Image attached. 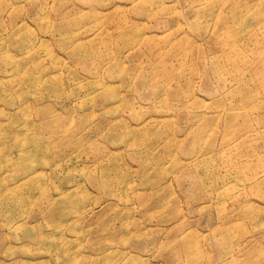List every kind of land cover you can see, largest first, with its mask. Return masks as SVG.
<instances>
[{
    "label": "rangeland",
    "instance_id": "rangeland-1",
    "mask_svg": "<svg viewBox=\"0 0 264 264\" xmlns=\"http://www.w3.org/2000/svg\"><path fill=\"white\" fill-rule=\"evenodd\" d=\"M0 264H264V0H0Z\"/></svg>",
    "mask_w": 264,
    "mask_h": 264
}]
</instances>
